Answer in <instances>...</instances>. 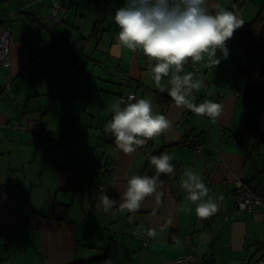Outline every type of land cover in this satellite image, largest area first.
Returning a JSON list of instances; mask_svg holds the SVG:
<instances>
[{
    "label": "crops",
    "instance_id": "0c3cea01",
    "mask_svg": "<svg viewBox=\"0 0 264 264\" xmlns=\"http://www.w3.org/2000/svg\"><path fill=\"white\" fill-rule=\"evenodd\" d=\"M4 1L0 20L11 40L10 64H0V264H177L190 254L187 264H264V209L235 207L237 181L264 195V88L256 99L249 89L264 58L251 45L253 57L243 55L247 32L225 42L227 58L217 51L219 64L206 54L196 62L205 81L196 102L224 106L213 122L176 107L160 91L168 78L156 85L142 51L116 46L113 15L125 0H59L67 16L55 26L45 23L52 0H27L19 9V0H6V10ZM236 1L208 4L232 10ZM247 1L236 7L244 23L253 19L239 13ZM67 46L78 52L73 64L59 54ZM127 94L151 98L173 122L132 154L105 132L109 104ZM162 152L174 157L176 175H160V203L148 197L134 214L105 212L102 193L118 200L132 175H155L150 156ZM186 168L221 198L215 215H196L179 186ZM56 202L69 205L66 220L50 216ZM148 228L157 229L155 239L138 234Z\"/></svg>",
    "mask_w": 264,
    "mask_h": 264
},
{
    "label": "clouds",
    "instance_id": "9594fccd",
    "mask_svg": "<svg viewBox=\"0 0 264 264\" xmlns=\"http://www.w3.org/2000/svg\"><path fill=\"white\" fill-rule=\"evenodd\" d=\"M113 21L119 29L116 46L132 52L142 51L150 61L149 68L156 85L168 78V87H160V91H167L176 107L197 116H207L213 122L218 120L224 106L211 99L197 103L195 93L205 87V81L194 72H185L184 68L189 60L202 61L205 54L215 65L219 64L218 50L227 58L225 42L244 24L235 11L219 3L209 5L208 0H125L115 9ZM109 111L112 115L105 125V132L112 135L116 147L124 154H132L137 147L161 136L173 123L154 110V101L149 97L113 98ZM173 159L167 152L150 156L155 175H132L118 200L103 192V210L108 212L118 207L134 214L148 197H154L160 203L163 193L159 177L161 174L176 175ZM179 186L187 193L189 201L196 203L195 211L200 219H207L219 211L221 198L209 195L210 190L199 172L186 168ZM138 234L155 239L158 232L148 228L146 231L141 229ZM175 243L179 245L180 240L177 238ZM104 264H112V261L106 260Z\"/></svg>",
    "mask_w": 264,
    "mask_h": 264
},
{
    "label": "built area",
    "instance_id": "2783aa9c",
    "mask_svg": "<svg viewBox=\"0 0 264 264\" xmlns=\"http://www.w3.org/2000/svg\"><path fill=\"white\" fill-rule=\"evenodd\" d=\"M14 11L11 12V14ZM67 16V7L61 3L59 0H52L51 12L49 17L45 20V23L49 26H55L64 22ZM10 40L11 34L8 27H4L0 20V64L8 66L10 64ZM243 55L253 57L252 49L249 45H244L242 47ZM190 69L197 75L201 74L199 65L196 62H189L185 65L184 71ZM129 96H134V94H127L126 98ZM136 98V97H135ZM14 125L17 128L21 129L22 125L18 121H14ZM37 138V139H36ZM35 140L38 141V137H35ZM196 150L201 151L202 145H196ZM212 161V165H213ZM208 183V181H205ZM236 197H235V207L237 210H250L256 211L264 209V195L261 194L259 188H253L243 181H237L236 183ZM187 195V193H186ZM145 244V242L141 241ZM193 255H184L175 259L177 264H187Z\"/></svg>",
    "mask_w": 264,
    "mask_h": 264
},
{
    "label": "trees",
    "instance_id": "16d2710c",
    "mask_svg": "<svg viewBox=\"0 0 264 264\" xmlns=\"http://www.w3.org/2000/svg\"><path fill=\"white\" fill-rule=\"evenodd\" d=\"M244 3V0H237L234 4L232 11L237 13V8ZM245 31L248 34V43L247 45H251L254 50L257 52H263L264 58V4H262L258 14L256 17L252 19L249 23H244L242 27L238 28L236 31ZM59 54L66 57L71 64L75 63L78 58V52H74L73 46H67L65 48H59ZM264 60V59H263ZM264 88V69L258 77L252 78L249 81V89L250 95L252 98H261L262 89ZM251 129V127H250ZM253 133V132H252ZM70 207L68 204L54 203L51 209L50 216L52 218L58 220H66L69 214ZM91 262H87L86 264H90Z\"/></svg>",
    "mask_w": 264,
    "mask_h": 264
},
{
    "label": "rangeland",
    "instance_id": "374dc122",
    "mask_svg": "<svg viewBox=\"0 0 264 264\" xmlns=\"http://www.w3.org/2000/svg\"><path fill=\"white\" fill-rule=\"evenodd\" d=\"M16 1V0H15ZM18 1V0H17ZM27 0H22V2L20 3V0H19V5H17L16 9H19L20 8V5L21 4H24L26 3ZM226 1V0H225ZM6 0L4 1L3 3V8L6 10L8 9L7 7V4L5 3ZM264 3V0H248L245 4L244 7H242L239 11L240 14H243L244 18H246L247 20H251L252 18L255 17V15L257 14V12L259 11L261 5ZM224 5H226V2H224ZM226 7V6H225ZM32 8V7H30ZM29 9V8H28ZM26 9V10H28ZM94 9V7H93ZM18 15V14H17ZM71 15V14H70ZM13 18V17H12ZM11 17H6V19H9L11 20L12 19ZM88 52V51H87Z\"/></svg>",
    "mask_w": 264,
    "mask_h": 264
}]
</instances>
